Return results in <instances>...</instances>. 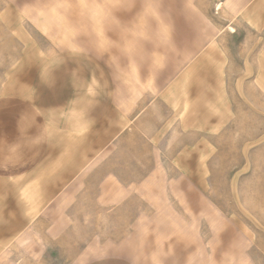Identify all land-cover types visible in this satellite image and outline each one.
<instances>
[{"label":"rangeland","instance_id":"1","mask_svg":"<svg viewBox=\"0 0 264 264\" xmlns=\"http://www.w3.org/2000/svg\"><path fill=\"white\" fill-rule=\"evenodd\" d=\"M67 51L100 60L127 111L165 113L169 124L134 130L158 135L152 191L156 204L166 197L158 171L166 163L174 208L61 212L63 228L44 239L34 227L1 236L0 264H86L113 254L161 264L149 259L157 234L188 241L196 252L188 264H264V0H0V122L25 110L14 96L29 89L40 60ZM181 79L187 99L157 110Z\"/></svg>","mask_w":264,"mask_h":264},{"label":"crops","instance_id":"2","mask_svg":"<svg viewBox=\"0 0 264 264\" xmlns=\"http://www.w3.org/2000/svg\"><path fill=\"white\" fill-rule=\"evenodd\" d=\"M40 63L29 89L22 91V96L13 95L27 102L23 113L11 112L0 122V251L4 245L1 236L9 241L25 228L34 227L43 230L39 233L44 239L53 229H62L61 212H152L155 210L146 206L154 207L155 202L157 212L170 213L174 207L168 205L167 197L174 187L165 182L171 176L166 163L158 170L164 176L166 197L156 204L153 193L158 177L154 172L158 168L154 144L158 135L134 130L143 122L144 126L169 124L165 113L127 111L117 102L115 83L111 84L107 69L91 54L67 51L46 56ZM183 82L181 79L162 92L155 103L157 110L159 106L174 108L177 100L187 99V94L180 92ZM33 117L38 119L39 129L31 125ZM179 119L183 127L184 118ZM131 121L133 129L126 132ZM142 199L150 204H142ZM186 206L177 204V211L185 212ZM156 236L149 244L150 261L188 264L195 257L187 239ZM86 264L139 263L113 254Z\"/></svg>","mask_w":264,"mask_h":264}]
</instances>
